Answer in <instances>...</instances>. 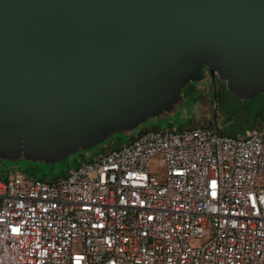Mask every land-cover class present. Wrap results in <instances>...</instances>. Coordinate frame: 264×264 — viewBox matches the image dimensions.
<instances>
[{
	"label": "water",
	"instance_id": "water-1",
	"mask_svg": "<svg viewBox=\"0 0 264 264\" xmlns=\"http://www.w3.org/2000/svg\"><path fill=\"white\" fill-rule=\"evenodd\" d=\"M204 78L264 93V0H0V157L61 160Z\"/></svg>",
	"mask_w": 264,
	"mask_h": 264
},
{
	"label": "built area",
	"instance_id": "built-area-1",
	"mask_svg": "<svg viewBox=\"0 0 264 264\" xmlns=\"http://www.w3.org/2000/svg\"><path fill=\"white\" fill-rule=\"evenodd\" d=\"M0 264H264V127L149 128L52 182L0 180Z\"/></svg>",
	"mask_w": 264,
	"mask_h": 264
},
{
	"label": "rangeland",
	"instance_id": "rangeland-1",
	"mask_svg": "<svg viewBox=\"0 0 264 264\" xmlns=\"http://www.w3.org/2000/svg\"><path fill=\"white\" fill-rule=\"evenodd\" d=\"M199 125L215 126L219 133L232 136L246 135L264 127V93L240 96L229 89L225 81L205 78L191 81L181 95L171 103L164 113L147 119L135 129L113 133L106 139L88 148H80L61 160L51 163L32 161L26 157H0V180L13 177L18 172L27 180L34 178L52 182L85 161L96 159L113 148L130 143L136 133L145 129L167 130L191 128Z\"/></svg>",
	"mask_w": 264,
	"mask_h": 264
},
{
	"label": "trees",
	"instance_id": "trees-1",
	"mask_svg": "<svg viewBox=\"0 0 264 264\" xmlns=\"http://www.w3.org/2000/svg\"><path fill=\"white\" fill-rule=\"evenodd\" d=\"M156 129V128H155ZM134 139V137L132 138V140Z\"/></svg>",
	"mask_w": 264,
	"mask_h": 264
},
{
	"label": "flooded vegetation",
	"instance_id": "flooded-vegetation-1",
	"mask_svg": "<svg viewBox=\"0 0 264 264\" xmlns=\"http://www.w3.org/2000/svg\"><path fill=\"white\" fill-rule=\"evenodd\" d=\"M205 79V78H204Z\"/></svg>",
	"mask_w": 264,
	"mask_h": 264
}]
</instances>
